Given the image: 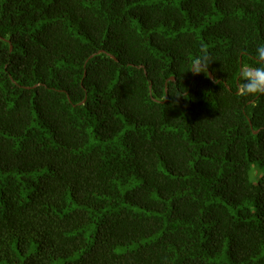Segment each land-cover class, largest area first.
Instances as JSON below:
<instances>
[{
    "label": "trees",
    "instance_id": "1",
    "mask_svg": "<svg viewBox=\"0 0 264 264\" xmlns=\"http://www.w3.org/2000/svg\"><path fill=\"white\" fill-rule=\"evenodd\" d=\"M260 45L264 0H0V264H264Z\"/></svg>",
    "mask_w": 264,
    "mask_h": 264
},
{
    "label": "clouds",
    "instance_id": "2",
    "mask_svg": "<svg viewBox=\"0 0 264 264\" xmlns=\"http://www.w3.org/2000/svg\"><path fill=\"white\" fill-rule=\"evenodd\" d=\"M260 47H264V45H260ZM208 61L206 58L198 59L194 62L193 68L191 71L194 72H208ZM248 79L251 81L250 84H243L241 86L242 93L244 95H257L264 94V74L260 72L255 73H247Z\"/></svg>",
    "mask_w": 264,
    "mask_h": 264
},
{
    "label": "rangeland",
    "instance_id": "3",
    "mask_svg": "<svg viewBox=\"0 0 264 264\" xmlns=\"http://www.w3.org/2000/svg\"><path fill=\"white\" fill-rule=\"evenodd\" d=\"M262 175H263V171L261 169H257L256 171H254L252 173V178L258 182L261 178H262Z\"/></svg>",
    "mask_w": 264,
    "mask_h": 264
},
{
    "label": "water",
    "instance_id": "4",
    "mask_svg": "<svg viewBox=\"0 0 264 264\" xmlns=\"http://www.w3.org/2000/svg\"><path fill=\"white\" fill-rule=\"evenodd\" d=\"M210 78L214 80V76L212 75V73H210Z\"/></svg>",
    "mask_w": 264,
    "mask_h": 264
}]
</instances>
